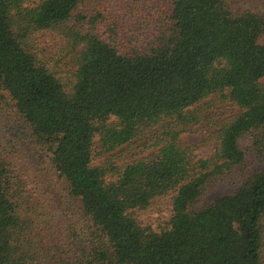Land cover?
Wrapping results in <instances>:
<instances>
[{
    "label": "trees",
    "instance_id": "obj_1",
    "mask_svg": "<svg viewBox=\"0 0 264 264\" xmlns=\"http://www.w3.org/2000/svg\"><path fill=\"white\" fill-rule=\"evenodd\" d=\"M262 78L237 0H0V264H264Z\"/></svg>",
    "mask_w": 264,
    "mask_h": 264
},
{
    "label": "rangeland",
    "instance_id": "obj_2",
    "mask_svg": "<svg viewBox=\"0 0 264 264\" xmlns=\"http://www.w3.org/2000/svg\"><path fill=\"white\" fill-rule=\"evenodd\" d=\"M237 4L241 9L249 10L251 12H256L264 17V2L263 0H237ZM50 42V38H47L44 40V42ZM262 84L264 85V78L261 80ZM206 130L199 126L197 127L193 133L191 134H185L181 137V140L186 143V144H196V145H201L202 142L204 141V136H205ZM3 135H1L2 137ZM214 147V143H208L206 146H201L200 149L197 152V155L199 157L206 156L211 153L212 149ZM167 201H164L161 205L166 206ZM161 212H157V210L153 211L149 215H144L143 217L145 219L147 218H165L168 216V207H163L161 208Z\"/></svg>",
    "mask_w": 264,
    "mask_h": 264
}]
</instances>
